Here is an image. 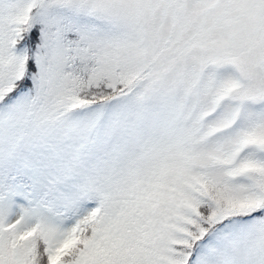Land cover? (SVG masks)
<instances>
[{"label": "snow or ice", "instance_id": "6c2138e0", "mask_svg": "<svg viewBox=\"0 0 264 264\" xmlns=\"http://www.w3.org/2000/svg\"><path fill=\"white\" fill-rule=\"evenodd\" d=\"M0 264H264V0H0Z\"/></svg>", "mask_w": 264, "mask_h": 264}]
</instances>
